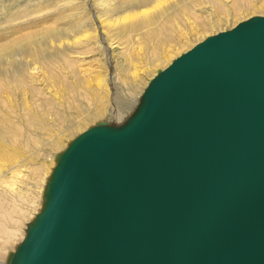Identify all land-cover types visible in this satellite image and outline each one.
<instances>
[{
	"label": "water",
	"instance_id": "obj_1",
	"mask_svg": "<svg viewBox=\"0 0 264 264\" xmlns=\"http://www.w3.org/2000/svg\"><path fill=\"white\" fill-rule=\"evenodd\" d=\"M59 154L10 264H264V14L149 78Z\"/></svg>",
	"mask_w": 264,
	"mask_h": 264
},
{
	"label": "rangeland",
	"instance_id": "obj_2",
	"mask_svg": "<svg viewBox=\"0 0 264 264\" xmlns=\"http://www.w3.org/2000/svg\"><path fill=\"white\" fill-rule=\"evenodd\" d=\"M116 1L127 2L128 8H142L152 0ZM193 2L178 0L172 5L169 12L174 16L169 20L173 29L160 43L150 30L165 18L163 14L148 23L139 20L106 31L94 0H0V179L9 181L13 169L24 174L14 189L0 183V206L4 207H0V216L12 213L17 217L20 211L22 218L6 257L44 209L46 187L62 150L98 121L127 120L141 103L149 78L166 67L162 56L168 48L211 21L230 19L225 10L212 14L203 9L218 6V0H195L201 7ZM255 14L264 13L245 11L239 21ZM237 24L223 25L229 29ZM177 29L183 36L178 39ZM214 33L218 32L206 36ZM34 45L38 53L31 50ZM154 64L157 68H152ZM98 112L103 116H97Z\"/></svg>",
	"mask_w": 264,
	"mask_h": 264
},
{
	"label": "bare ground",
	"instance_id": "obj_3",
	"mask_svg": "<svg viewBox=\"0 0 264 264\" xmlns=\"http://www.w3.org/2000/svg\"><path fill=\"white\" fill-rule=\"evenodd\" d=\"M136 1H138V3H142V2H146L147 0H133V1H131V3H136ZM177 1L178 0H152L151 2H148V4H144V5L141 4V5H143L142 8H132V7L128 8V7H126V5H128L127 2H121L120 3L116 0H94V2H95V8L94 9L96 11V14H98V16L101 18V23L103 24V28L106 31L111 30L114 25L128 27V26L133 25L135 22H137L139 20H143V22L148 23L153 18H155L157 15H160V14L165 15V18L160 23L155 24L153 26V28H151V30H150V33L152 34V36L159 38L160 43H161L162 39L165 36H167L169 30L173 29L172 28L173 25L170 24L171 21L169 20V18L172 19L174 14L169 12V10L172 8V5L178 4ZM218 1H219L218 6H204L203 9L210 11L212 14H216L220 11L225 10L226 12H230V19L224 18V19H220V20L211 21L207 25H205V27H203L202 30L197 31L191 37L185 36V38L182 42H179L176 45L171 46L170 48L167 49L166 53L162 56V60H163L162 62L163 63L169 64L175 57H177L178 55L183 53L186 49H188L196 41L198 42L201 39H203L207 34L213 32V31L219 32V30H224L223 24L229 25V21H232L234 23H238V21L242 18L240 15H242L245 11H250L251 14H254L255 12L264 13V1H262V2L259 0H247V1H244V0H218ZM193 3L196 4L195 5L196 7H201L198 3L195 2V0ZM36 12L37 11H34L33 13H36ZM115 13H117L119 15H118V17L112 19V16ZM89 17L91 18L90 15H89ZM248 18H249V16H248ZM149 25L151 26L153 24H149ZM229 29H231V28H229ZM175 33H176L177 39L182 36L180 34V32L178 31V29H177V31H175ZM84 36L93 37V38L97 37V35H92L90 33H88V34L85 33ZM169 41L171 42L172 39L170 38ZM156 44H157L156 42L153 43V45H156ZM10 50L8 53H10ZM31 50H33L34 53H38V51H37L38 48L36 46H35V48L33 47ZM31 50H30V52H31ZM6 51H5V53H6ZM11 53H12V51H11ZM15 53H17V52H15ZM9 55H10L9 58L10 57L12 58L11 60H13V61L17 60L16 58H13L11 54H9ZM15 56H16V54L14 55V57ZM31 56L33 57V55H31ZM157 66H158V64H154V66H152V68H157ZM35 68L36 67H34V69ZM142 96H143V94H142ZM142 99H143V97H142ZM97 116H103V112H98ZM122 117H123V115H122ZM13 173H14V177H12L9 181L4 180V182H2V180L0 179V183H4V185H6L7 188H9V189H14L13 188L14 184H15V182L18 181L17 179L19 177H24V174H22V171H19L17 169H15V170L13 169ZM45 197H46V195H45ZM0 207L4 210V207H2V206H0ZM1 208H0V210H1ZM12 212H14V211L12 210ZM23 212H25V211H23ZM16 213H17V217H14L12 215V213H9V217H7V216L3 217V215L0 216V264H10V262H11L10 257L9 258L6 257L5 254H6L7 249L9 248V245L11 244V240L16 235V227H17L18 223H20L22 221L20 211H16Z\"/></svg>",
	"mask_w": 264,
	"mask_h": 264
}]
</instances>
